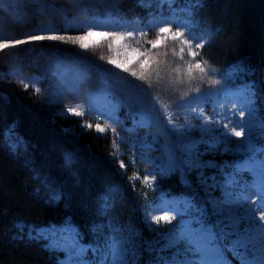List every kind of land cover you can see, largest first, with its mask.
<instances>
[{
  "label": "snow or ice",
  "instance_id": "obj_1",
  "mask_svg": "<svg viewBox=\"0 0 264 264\" xmlns=\"http://www.w3.org/2000/svg\"><path fill=\"white\" fill-rule=\"evenodd\" d=\"M142 6L151 8V4ZM28 5H17V7ZM43 12L60 21L59 27L51 23L40 25L24 39H16L4 34L0 29V52L5 57L14 56L7 50L20 45L40 41L58 42L79 49L59 48L61 54L52 58L53 75L57 79V90L50 93L49 105H55L54 116L67 120L69 117L94 118V122L84 120L83 128L94 129L98 133L111 131L113 135V155L119 157V145L122 137L116 125L121 121L116 115L120 100L112 102L114 90L105 81L104 89L97 93L88 91L90 86L87 75L81 70V64L88 60L84 55L96 49H106L112 55H101L108 65L126 73L136 80L155 82L161 89H173L180 92L179 101L174 109L163 108V119L171 127L169 132L179 134L182 141L180 150L184 153L187 171L195 172L198 183L203 189V197L188 199H167L163 193L158 203L149 206L145 219L149 224L172 225L167 232L156 235L153 240H143L138 246L118 235L119 228L109 223L111 234L98 240L95 247L82 243L79 231L66 221L61 226H49L47 229H29L17 225L16 239L46 241L51 252L63 253L59 264H139V248L154 253L153 264H232L228 255L237 264H264V117L257 114L255 93L245 84L238 92L232 90V84L241 75L251 72L244 65H236L231 71L216 75L214 68L206 66L201 53L205 42L194 30V12L200 7L199 0H158L156 11L149 12L146 20H126L111 13L100 18L95 6L70 0L64 7L40 5ZM118 8V5H111ZM63 53H69L65 56ZM200 59H196L197 57ZM99 67V66H97ZM139 68V74L134 68ZM110 72L111 69H104ZM9 75L21 84L25 91L29 87L37 95L47 89L41 88L40 77H25L19 69H12ZM117 87L125 92L123 100L129 104L141 103L140 94L147 96L146 90L133 83L127 76L119 77ZM177 84H187L186 89H174ZM201 85L210 87L202 88ZM154 103L139 113V126H150L160 116L158 97ZM229 105L231 107H229ZM211 108V114L206 113ZM183 111L185 121L176 123L174 112ZM193 121H199V130L205 134L201 142L209 147L223 144L227 151L246 154L247 158L232 166L231 170L219 176H206L202 169L207 167L198 160L197 144L189 133L194 127ZM54 122V121H53ZM79 123V121H76ZM65 132L70 129H64ZM235 137L234 142L231 138ZM11 139L10 147L15 150L21 141L11 131L6 134ZM235 144L232 149L229 146ZM141 144L140 156L145 166L151 167L143 177L133 173L130 179L140 180L145 187H154L156 177L165 169L146 158ZM136 144L130 146L135 151ZM71 156L66 163L71 164ZM135 163V156L130 158ZM121 169L128 167L119 161ZM252 176L251 181L243 178L242 173ZM158 187V186H157ZM219 191L220 195L214 193ZM50 200L60 199V194L50 192ZM179 217V220H177ZM175 221V223H173ZM154 234L157 232L153 229ZM91 251L93 256L86 258Z\"/></svg>",
  "mask_w": 264,
  "mask_h": 264
},
{
  "label": "trees",
  "instance_id": "obj_2",
  "mask_svg": "<svg viewBox=\"0 0 264 264\" xmlns=\"http://www.w3.org/2000/svg\"><path fill=\"white\" fill-rule=\"evenodd\" d=\"M80 2L94 5L100 18L111 13L129 21L146 20L152 11L142 6L141 0ZM150 2L143 0V4ZM177 2L184 4L185 0ZM69 3L70 0H0V29L9 37L24 39L40 25L51 23L59 27L60 21L43 12L40 5L64 7ZM18 4L28 6L17 7ZM113 4L118 8H112ZM199 4L193 19L199 29L209 34L204 49L198 50L206 66L216 72L236 65L250 68L247 78L260 101H264V0H199ZM54 44L58 42L20 45L8 49L16 54L8 57L0 52V264H58L60 254L47 250L42 241L16 239L17 225L27 232L69 221L87 246H95L98 240L111 234L110 222L119 228L120 237L138 246L169 229L168 225L149 224L144 218L143 204L152 195L141 182L130 179L128 167L120 168L117 156L112 154L110 132L80 127L85 118L65 120L54 116L48 103L57 84L52 58L61 54L56 47H46ZM58 47L79 51L71 45L58 44ZM84 55L88 60L81 65L91 77L96 76V83L103 87L105 81L121 83L119 77L125 75H113L116 72L113 70L105 72L97 67L96 55L89 52ZM14 68L25 77H40V86L47 91L40 95L31 87L25 91L9 75ZM142 97L149 105V97ZM128 112L120 105L119 119L127 132L153 140V160L165 169L156 177L159 190L187 199L203 197L195 172L187 171L181 161L178 137L168 131L160 117L156 128L134 127ZM66 128L70 131L65 132ZM9 131L21 141L15 150L10 147L11 139H6ZM69 155L70 165L66 163ZM198 159L209 161L217 177L221 164L235 161L232 155L212 149H205ZM52 191L59 193L60 199L50 200ZM153 229L157 230L155 234ZM153 256L154 253L139 248V264H153ZM228 258L237 264L230 254Z\"/></svg>",
  "mask_w": 264,
  "mask_h": 264
},
{
  "label": "rangeland",
  "instance_id": "obj_3",
  "mask_svg": "<svg viewBox=\"0 0 264 264\" xmlns=\"http://www.w3.org/2000/svg\"><path fill=\"white\" fill-rule=\"evenodd\" d=\"M157 3H158V0H151V2L149 3V4L152 5V7H151L152 11L151 12L156 11ZM194 30L201 35V37L203 38V40H204V42L206 44L208 42V39H209V34L207 32L202 31L201 29H199L198 26L195 24V22H194ZM89 53L96 55V60H95L96 62L95 63L99 65V69H101V70L111 69V70H113V72H115V71L117 72L118 71V70L112 68L111 65H108L106 60H101L100 59L101 55H105V56L112 55L113 57H115V55H116L115 52L109 54L106 51V49H96L95 51H90ZM196 59H198V57ZM233 68H230L228 70L221 71V72L220 71L219 72L215 71V72H216V75L218 77L220 74L227 73L228 71H231ZM81 70L84 71L86 73V75H87V78H88V81H89V84H90V86L88 88V91L99 93V92H101L104 89V87L101 84L96 83V81H97L96 76L91 77L90 73L87 72L86 68L84 66H82V65H81ZM133 70L137 71L138 74H139V68L138 67L134 68ZM120 73L122 75L127 76L128 79H133L135 81L133 83L141 85L146 90L148 95L145 96L143 94H139V92H138V95H140L141 103H139V104H129V103H127V102H125L123 100L125 92H124L123 89L117 87V85H119V83L109 82L108 83L109 86L114 87V88H116L118 90V91L114 90V93H113L114 98L112 99V102L116 103L117 100L121 101L119 106H118V109L116 111V115L118 116V118H122V117H120L119 110H120V105H124V108H126V110L129 111L128 113H129L130 117H128V118L132 121L133 126L134 127L139 126V124L137 123L139 121V118H140L139 113L142 111L143 108H148V107H150V104L152 105L154 103V101L152 99L153 97H158L159 103L156 104V107L161 109L160 116H159L160 120H162L161 122H163L165 127L167 129H169L171 126L168 125L166 119L162 118L163 115H164L162 106H167L170 109H174L175 104L179 101L180 92L177 91V90H173V89H163L162 90L161 86L158 85L155 82V79H156L155 76H152L150 81L147 78H146L145 81H140V80L134 79L133 77L129 76L126 73H123V72H120ZM109 81H110V79H109ZM245 84L251 86L252 91L255 93V101H256L255 106L257 108V114L259 116L264 117V101H260L259 95H257V93L255 91V88H254V86L252 84V81L247 78V75L246 76L245 75H241L239 79L235 80L233 82V84H232V90L235 91V92H238V91H240V90H242L244 88ZM187 87H188L187 84H177V85L174 86V89L183 90V89H186ZM201 87L204 88V87H210V86L209 85H201ZM262 88H263V91H264V81H263ZM56 90H57V84L55 85V88L53 89V91H51V93L55 92ZM116 92H118V93H116ZM141 95L144 96V97H149V105L147 103L143 102L144 98ZM49 97H50V94H49ZM262 98L264 99V93H263ZM51 107H52V110L55 111V107L56 106L55 105H51ZM229 107H231V106L229 105ZM122 112L125 113L124 111H122ZM206 113L210 115L211 114V108H206ZM173 115H174V119L176 120V123H178V124H183L184 123L185 115H184L182 110L174 112ZM75 118H77V117H75ZM79 118H85V119L89 120V122H94V118H89V117H79ZM156 123H158V122H155V123L152 124L155 128L157 127ZM192 123H193L194 127L191 129V131L189 133V136H190V138L193 141L196 142V144H197L196 150L198 151L199 155L201 153H203V151L205 149H212V150H219L222 153H225V154H228V155H232L233 157H235V161L233 163L226 162V163H223V164H221L219 166L218 169H219V171H221L220 175H222L224 172H227V171L231 170V168H232V166L234 164L243 162L247 158L246 154L239 153V152H237L235 150H233V151L225 150V147H224L223 144L215 146V147H209L208 145L202 143L201 142V138L205 134L201 133L200 130H199V121H193ZM150 126H145V127L148 128ZM116 128H117V131L120 133V136L123 138L122 142L119 145V157H118V160L119 161L123 160L124 163L126 165H128V168L131 171V177L133 176V173H138L141 176V178H142L144 173L151 167V165L145 166L141 162L142 161V157L140 156V151H141V144H143V143H146V144L150 145V148H144L143 149L145 157L151 159L156 165H160L161 166V164L159 162H155L153 160V158H154L153 153H152V148H153L152 147V145H153L152 141L153 140H149L147 137H141V136L137 137V136L131 134L130 132H127V128H126L125 125L122 124V121H121V123L119 125H116ZM107 132L111 133L110 130L107 131ZM111 135H112V133H111ZM175 135H176V137H178V139L176 140L177 141L176 143H177L178 146H180L182 141H181V139L179 137V134H175ZM231 139L234 142L236 141L235 137H232ZM134 143L136 144V149H135V151H132V150H130V146L133 145ZM229 147L234 149L235 148V144L230 145ZM179 150H180V148H179ZM133 156H135V163H130V158L133 157ZM168 156H170V154H168ZM181 161H182V163H183V165L185 167L186 158H185V155H184L183 152H182ZM200 163L203 164V165H207V167H204L202 169L203 173L206 176H216V172H214V170H213L214 167L209 161H200ZM241 175L243 176L244 179H246L248 181H251V179H252V176H251L250 173L244 172ZM195 179H196V183L198 184V186L200 187V189H201V191L203 193V189L201 188V186L198 183V177H197L196 173H195ZM133 180H135V179H133ZM135 181L141 182L140 180H135ZM154 185H156V186L151 187V188L145 187L143 185L152 195L151 198L146 200L144 202V204H143L142 213H143L144 218H145L146 210H148V207L149 206H154L156 203H158V198L160 197L161 193H163L164 196L167 199H174V198L175 199H187V198H185L183 196L165 194L164 192L159 190V188L157 187L158 186L157 180L154 182ZM214 194L217 195V196L220 195L219 191L215 192ZM177 220H179V217H177ZM173 223H175V221ZM160 225H167V224H160ZM50 226H53V225H50ZM168 226H169V228L172 227V225H168ZM48 227L49 226L42 227V228H39L37 230L47 229ZM37 241H42V240H37ZM42 242L44 244V247L46 248L45 245H46L47 242L46 241H42ZM89 247H95V246H89ZM54 253H57V252H54ZM57 254H60L59 261L64 259V254L63 253H57ZM92 256H93V253L91 251H89L86 254V258H91ZM59 261H58V264H59Z\"/></svg>",
  "mask_w": 264,
  "mask_h": 264
}]
</instances>
